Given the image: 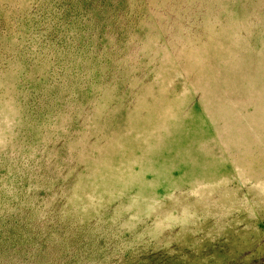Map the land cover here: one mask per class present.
<instances>
[{"label": "rangeland", "instance_id": "obj_1", "mask_svg": "<svg viewBox=\"0 0 264 264\" xmlns=\"http://www.w3.org/2000/svg\"><path fill=\"white\" fill-rule=\"evenodd\" d=\"M0 264H264V0H0Z\"/></svg>", "mask_w": 264, "mask_h": 264}]
</instances>
